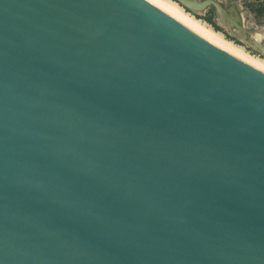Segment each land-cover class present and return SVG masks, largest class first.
I'll return each instance as SVG.
<instances>
[{
	"label": "water",
	"instance_id": "95a60500",
	"mask_svg": "<svg viewBox=\"0 0 264 264\" xmlns=\"http://www.w3.org/2000/svg\"><path fill=\"white\" fill-rule=\"evenodd\" d=\"M0 264H264V70L154 0H0Z\"/></svg>",
	"mask_w": 264,
	"mask_h": 264
},
{
	"label": "rangeland",
	"instance_id": "374dc122",
	"mask_svg": "<svg viewBox=\"0 0 264 264\" xmlns=\"http://www.w3.org/2000/svg\"><path fill=\"white\" fill-rule=\"evenodd\" d=\"M188 20L264 66V0H211L216 5L192 7L207 0H165Z\"/></svg>",
	"mask_w": 264,
	"mask_h": 264
},
{
	"label": "bare ground",
	"instance_id": "6f19581e",
	"mask_svg": "<svg viewBox=\"0 0 264 264\" xmlns=\"http://www.w3.org/2000/svg\"><path fill=\"white\" fill-rule=\"evenodd\" d=\"M154 1H157V2L162 3L164 5H167V6L171 7L172 9H174L175 11H177L178 13H180L175 6H173L172 4L166 2L165 0H154ZM190 21L193 22L198 27H200L202 30H204L214 41L218 42L219 44L223 45L224 47L228 48L229 50L233 51L234 53L238 54L239 56L243 57L244 59L248 60L249 62L253 63L254 65H256L259 68L264 70V66L261 63H259L257 61H254L251 58H249L246 55H244L243 53L239 52L233 46H231L229 43L221 40V38L218 37L215 33L211 32V31H208V30H205L203 27L199 26L196 22H194L192 20H190Z\"/></svg>",
	"mask_w": 264,
	"mask_h": 264
}]
</instances>
